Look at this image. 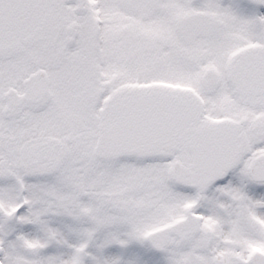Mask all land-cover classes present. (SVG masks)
I'll list each match as a JSON object with an SVG mask.
<instances>
[{"label":"snow or ice","instance_id":"6c2138e0","mask_svg":"<svg viewBox=\"0 0 264 264\" xmlns=\"http://www.w3.org/2000/svg\"><path fill=\"white\" fill-rule=\"evenodd\" d=\"M0 264H264V0H0Z\"/></svg>","mask_w":264,"mask_h":264}]
</instances>
